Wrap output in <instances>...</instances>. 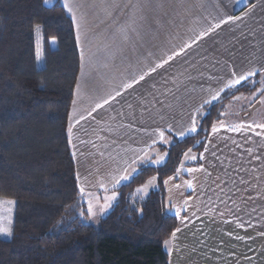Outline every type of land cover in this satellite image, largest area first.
<instances>
[{"label": "crops", "instance_id": "0c3cea01", "mask_svg": "<svg viewBox=\"0 0 264 264\" xmlns=\"http://www.w3.org/2000/svg\"><path fill=\"white\" fill-rule=\"evenodd\" d=\"M56 1L71 19L79 61L68 113L76 177L79 190L96 193L98 198L115 194L139 165H148L153 155H161L159 145L194 134L186 129L205 106L248 81L258 82L256 90L234 97L254 94L261 86L264 0H53L51 5ZM229 16L241 19L221 23L132 89L120 88L179 51L185 42L191 44L209 24ZM253 68L259 75L256 82L254 75L225 88ZM115 90L122 95L92 112L96 103L115 95ZM263 96L264 89L253 103ZM213 126L200 153V165L187 163L180 171V163L171 179L164 181L167 212L177 219L176 229H180L175 239L171 235L167 240L169 249L164 248L168 264H264V138L249 129L244 133L224 127L213 132ZM237 152L245 158L243 168L220 166L211 176L216 196L212 205L220 206L182 207L180 186L188 181V169L206 170L212 155L224 165ZM144 156L147 159L140 163L137 158ZM128 173L125 183L120 180L113 187Z\"/></svg>", "mask_w": 264, "mask_h": 264}, {"label": "trees", "instance_id": "16d2710c", "mask_svg": "<svg viewBox=\"0 0 264 264\" xmlns=\"http://www.w3.org/2000/svg\"><path fill=\"white\" fill-rule=\"evenodd\" d=\"M44 1L0 0V197L15 202L11 237L0 238V264H168L164 243L178 222L167 212L164 181L187 151H203L225 102L256 90L259 75L200 110L194 134L159 145L165 162L139 165L114 190L110 211L85 222L68 137L78 53L69 15L58 1ZM199 165V157L189 164ZM152 177L156 188L136 196Z\"/></svg>", "mask_w": 264, "mask_h": 264}, {"label": "rangeland", "instance_id": "374dc122", "mask_svg": "<svg viewBox=\"0 0 264 264\" xmlns=\"http://www.w3.org/2000/svg\"><path fill=\"white\" fill-rule=\"evenodd\" d=\"M52 2L53 0H47V3L45 4L49 6L51 5ZM35 40H36V48L37 50L39 49V52L41 53V36H40L39 30H36L35 32ZM259 89L260 91H256L255 95L253 94L240 95L238 96L239 99H235L236 97H232L231 99L226 101L224 104L225 107H224V112H223L224 115H223L222 121L219 122L216 127L218 129H221L224 127H231L233 125L241 126L240 132L245 133L249 129L247 126L252 125L253 127L249 130L253 131L255 135L257 132L261 133V135H256V136L264 138V129L255 127V125L257 124L264 123V96L261 97L260 100L256 102L255 104L253 103L254 98H256L259 95V93L264 89V76L263 75L261 79V86ZM221 99L219 98L218 100L220 101ZM167 142L170 143V140ZM243 142H245V140ZM160 156L164 157V159L162 160L160 164L152 163V161L158 159ZM233 156H234L233 158H231V155L229 156L228 162L226 164L220 165V162H218L215 159V156L212 155L211 157H209L210 161L208 160L209 168H207L206 170L204 169L199 172H195V171L189 172L188 181H191L193 187L189 189L186 184L183 185V183H186V182L183 181L181 183L180 189L182 190V193H183L182 195L183 201H181L182 207L189 209V210H192L193 208H197L199 205L201 206L209 205L213 209L215 207H219L220 204L214 205V206L212 205L213 202L214 204H216V196H215V190L213 189V183L211 181V176H213V171L216 168H217L216 170H218L220 166H226L229 168L231 164V167H235V169L236 168L241 169L245 166V158L243 157V154L241 152H237L236 154H233ZM190 157H195V159H191ZM198 157H200V154L198 155L195 152L187 151L182 158L180 171L184 170L185 164L198 162ZM205 158L207 159L208 157L205 155ZM165 160H166L165 152L161 153V155H157V156L153 155V159H150V162L148 165L157 167V166L162 165L165 162ZM152 178H150L146 182L145 185L135 190L136 196L143 198L156 188V177L154 181ZM125 181L126 180H124V183ZM145 186H147L145 191H138V189H144ZM106 196H111V195L104 194L98 198L96 193L92 194L87 191H83V193H81L82 200L86 204L87 216L83 219L85 222L97 223V220L99 218L104 217L110 211L111 207L107 208V210L104 212L100 211L101 206L105 204ZM0 200H12V199L0 197ZM114 201L115 200L111 201V206L113 205ZM185 201H187V203H185ZM89 202L92 203L93 210L96 212V215L91 218H89L88 216ZM6 207H9V206L7 205L0 206V226H5V227L9 226L7 221H8V218L10 217L11 219L10 227L12 229L13 217H14V211H15V202L13 205L10 206L12 209L10 213L5 210ZM208 214H209V211H208ZM10 237L11 235L10 236L0 235V238L2 239H9ZM169 244H170L169 242L167 243V245L164 243V248L169 249Z\"/></svg>", "mask_w": 264, "mask_h": 264}, {"label": "snow or ice", "instance_id": "6c2138e0", "mask_svg": "<svg viewBox=\"0 0 264 264\" xmlns=\"http://www.w3.org/2000/svg\"><path fill=\"white\" fill-rule=\"evenodd\" d=\"M45 3H47V0H45ZM65 8L70 13L72 12V7H71L70 4L66 3L65 4ZM240 19H241V16H235V17L229 16L227 20H222L219 23H215V24H209V26L206 29L202 30L198 34V36L196 37V39H193L192 40V43L191 44L185 42L181 46V48H180L179 51H174V52H172L171 55H167V59H162L159 62H155V66L154 67L153 66H149V68H148L147 71H144L142 74H139L138 77L133 76L130 79V81H125L124 83H122L120 85V88H122L124 91H127L128 89H132L134 87V85L139 84L141 81L145 80V78L147 76H150L151 73H153L157 69L163 67V65L169 63V61L173 60L176 56H179V55L183 54L186 49L191 48L192 47V44L196 43V40L197 39H202L204 36H207L210 33L214 32L217 28L220 27L221 23H228V22L236 21V20H240ZM73 22L74 23L76 22V19H75V15L74 14H73ZM149 55H151V53ZM36 58L37 59H40L39 49L37 50ZM259 71L261 72L262 75H264V68L260 69ZM256 72H257V69L253 68L252 70L248 71V73L246 75H240L238 78L232 79L228 84L225 85V88H232L235 85L240 84L242 81L247 80L249 77H252V76L256 75ZM233 76L235 77V73H233ZM220 91H224V89H221ZM257 91H260V89H258ZM120 95H122V92L120 90H115V95L109 94L106 98L103 99V102L102 103H99V102L96 103L95 107L92 109V112H95L97 109L103 108L104 105L110 104L112 101H114L116 99V97H118ZM253 95H255V93ZM218 96H219V93H217L216 95H214L212 97V99L215 100V99L218 98ZM235 99H239V97H236ZM73 103H75V101H73ZM204 103L207 104V103H209V101L205 100ZM89 115H91V112H89ZM221 115H224V113H221ZM196 126H197V121L193 117L191 127L188 128V129H186V131L195 132L196 131ZM240 127L241 126H231L230 130H232V131H240ZM247 127L249 129H251L253 126L252 125H248ZM255 127L256 128H260V129H264V123L257 124V125H255ZM169 130L171 131V126H169ZM212 131L213 132H217L218 131V128L214 125ZM69 132H71V129H69ZM158 134H159L160 139L163 141V139H164V133L162 131H160ZM180 135L183 136L184 135V132H181ZM256 135H261V133L257 132ZM69 143H71V140L69 141ZM190 151L191 150H189V152ZM249 151H251V150H249ZM190 158L191 159H195V157H190ZM137 159L139 160L140 163H143L147 159V156L138 157ZM163 159H164V157L163 156H160L158 159L152 161V163H154V164H160ZM135 163H136V161H133V164H135ZM134 170L135 169H133V171ZM202 170L203 169H188L189 172H192V171H202ZM129 175H131V173H128L127 175L120 176V179L115 181V183L113 184V187H115V184H118L120 182V180H127L129 178ZM152 179L154 181L155 180V177H153ZM169 179H171V177ZM150 183H151V181H150ZM165 183H167V181H165ZM186 185H187V187L189 189H191L193 187L191 181H187L186 182ZM101 187H103L102 184H101ZM146 188H147V186H145L144 189H138V191H145ZM80 191H81V193H83V189L82 188L80 189ZM105 191H107V189H105ZM115 199H116L115 194H113L111 196H106L105 197V204L103 206H101L100 211L101 212L106 211L107 208L111 207V201H113ZM185 203H187V201H185ZM13 204H14V201H12V200H0V206H5V205L9 206V207H6V209H5L9 213L12 210L10 206L13 205ZM95 215H96V212L93 210V205H92L91 202H89L88 216H89V218H91V217H93ZM176 216H177V218H179V212L176 213ZM7 223L9 225L7 227L0 226V235L10 236L12 234V229L10 227V225H11V219H10V217L8 218ZM178 231H180V229H176V230L173 231V233H172V239H175L176 233ZM167 243H168V241H165V244L166 245H167ZM169 254H171V252Z\"/></svg>", "mask_w": 264, "mask_h": 264}]
</instances>
